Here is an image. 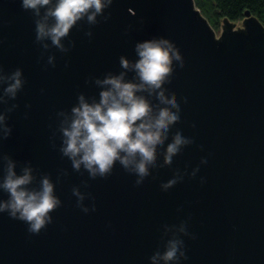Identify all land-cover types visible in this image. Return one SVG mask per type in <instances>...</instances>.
<instances>
[{"label": "water", "instance_id": "95a60500", "mask_svg": "<svg viewBox=\"0 0 264 264\" xmlns=\"http://www.w3.org/2000/svg\"><path fill=\"white\" fill-rule=\"evenodd\" d=\"M109 13L92 26L78 22L65 38L75 41L68 53L52 47L41 59L31 11L20 0H0V65L8 72L20 67L26 78L10 101L19 107L8 114L13 130L0 140V155L15 159L17 171L31 161L37 178L47 173L54 182L67 170L55 188L62 206L39 234L0 213V264H150L161 226L181 220L195 234L184 237V264H264V25L246 11L241 27L225 19L218 37L195 0H114ZM154 36L172 45L182 62L165 89L181 106L171 132L179 129L194 143L171 166L149 170L139 188L118 163L106 178L73 170L59 152L56 112L70 110L80 92L98 97L99 88L85 81L119 72V57L134 60L136 41ZM51 53L56 65L45 67ZM197 165L195 178L185 175L161 190L174 170L191 173ZM73 186L92 193L95 211L76 206ZM91 203L86 197L84 204Z\"/></svg>", "mask_w": 264, "mask_h": 264}, {"label": "clouds", "instance_id": "9594fccd", "mask_svg": "<svg viewBox=\"0 0 264 264\" xmlns=\"http://www.w3.org/2000/svg\"><path fill=\"white\" fill-rule=\"evenodd\" d=\"M113 3L114 0H20V7L31 11L34 17L35 41L42 49L43 59L52 47L68 53L75 41L66 44L65 38L73 27L82 20L89 26L95 25L99 23L98 17L107 21L110 13L105 15V10ZM85 35L93 36L91 27ZM135 54L134 60L126 55L119 57V72L89 77L85 82H94L99 88L98 97L78 93L70 110L56 112V131L60 133L59 152L71 161L73 170L83 169L91 179L106 178L118 163L120 170L133 178V187L139 188L149 170L171 166L174 157L193 144L194 138L183 135L179 129L171 132L181 119V106L165 89L173 71L182 68L177 51L165 39L154 36L136 41ZM48 65L55 67L54 53L47 54L45 67ZM129 72L133 73L131 78ZM25 83L22 68L8 72L0 65V105L4 106L0 110V140L12 134L8 114L19 105L10 101L16 100ZM24 115L27 118L28 113ZM158 158H162L160 163ZM200 163L206 164L207 157H202ZM0 165V190L7 194L6 199H0V213L24 222L29 233L39 234L53 223L52 212L62 206L55 188L60 175H67V170H61L54 182L47 173H40L37 178L31 161L19 165L17 171L18 162L7 153L0 155ZM198 171L199 165L191 173L187 168L184 172L176 169L160 188L166 192L183 181L185 175L195 178ZM82 184L87 187L88 181ZM72 193L77 197L76 206L84 213L96 210L92 193L82 192L80 186H73ZM86 197L92 201L90 206L84 204ZM184 237L195 239V234L188 231L187 220L163 224L160 242L148 257L150 264H184L188 260Z\"/></svg>", "mask_w": 264, "mask_h": 264}, {"label": "trees", "instance_id": "16d2710c", "mask_svg": "<svg viewBox=\"0 0 264 264\" xmlns=\"http://www.w3.org/2000/svg\"><path fill=\"white\" fill-rule=\"evenodd\" d=\"M195 2L215 30L221 28L225 19L234 23L243 22L246 11H250L264 25V0H195Z\"/></svg>", "mask_w": 264, "mask_h": 264}, {"label": "rangeland", "instance_id": "374dc122", "mask_svg": "<svg viewBox=\"0 0 264 264\" xmlns=\"http://www.w3.org/2000/svg\"><path fill=\"white\" fill-rule=\"evenodd\" d=\"M224 22V21H223ZM238 27L242 26V22L236 23ZM217 33V36L220 37L221 33L223 32V23L221 25V28L219 30H215Z\"/></svg>", "mask_w": 264, "mask_h": 264}]
</instances>
